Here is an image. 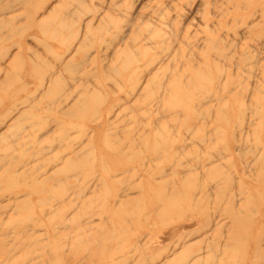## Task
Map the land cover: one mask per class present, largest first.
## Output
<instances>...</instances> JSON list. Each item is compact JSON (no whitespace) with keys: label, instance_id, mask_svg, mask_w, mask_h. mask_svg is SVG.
Here are the masks:
<instances>
[{"label":"rangeland","instance_id":"1","mask_svg":"<svg viewBox=\"0 0 264 264\" xmlns=\"http://www.w3.org/2000/svg\"><path fill=\"white\" fill-rule=\"evenodd\" d=\"M8 1L0 264H264V0ZM149 20L166 40L123 70Z\"/></svg>","mask_w":264,"mask_h":264},{"label":"bare ground","instance_id":"2","mask_svg":"<svg viewBox=\"0 0 264 264\" xmlns=\"http://www.w3.org/2000/svg\"><path fill=\"white\" fill-rule=\"evenodd\" d=\"M29 1H33V0H9L8 1V6L6 8H2L1 11H4V10H8L10 8H12V4L18 2L20 4H26L27 3H30ZM180 5V4H179ZM154 9V8H153ZM32 11L29 10V8H27L26 12L28 15L31 14ZM153 20V19H152ZM152 20H149L150 22H147L145 24V27L146 28H149V35L148 36H140L139 34H133V36L131 38H129L128 40H126L124 42V50L126 51V59L124 60L123 64H122V69L123 70H126L128 71L131 67H132V70H133V73H136L138 69H136L138 66V62H140L141 60H145L147 59V57L149 56L150 54V47L153 45V44H157L159 43L160 41H162V43L164 42V39L162 36L163 32L164 34L166 32H170L169 31H165V28L164 27H167L169 25H167L164 21L158 23L160 25H158V28L155 30L153 27L152 24H154L152 22ZM159 20V19H158ZM160 21V20H159ZM92 21H89V23H87V28L92 30ZM136 23V22H134ZM142 23V22H141ZM157 22H155L156 24ZM137 24V23H136ZM157 25V24H156ZM153 26V27H152ZM218 26H221V23L219 22L218 23ZM138 28V25H136L134 27V29H137ZM151 28H153V30H151ZM156 28V27H155ZM151 30V31H150ZM167 30V29H166ZM178 31V30H177ZM170 34V33H168ZM178 34V33H177ZM166 40V39H165ZM103 42V41H102ZM221 50V49H220ZM221 54H224V53H221ZM117 55L118 52H117ZM176 57V54L172 56V58ZM141 58H144V59H141ZM149 60V59H148ZM153 60H151V63H152ZM162 61V60H161ZM143 62V61H142ZM147 62V61H146ZM141 63V62H140ZM150 63V64H151ZM146 64V63H144ZM137 66V67H136ZM134 68V69H133ZM131 70V72H132ZM115 73L117 74H121V72L119 70H115ZM132 74V73H130ZM200 73H198V75H194L192 77H194V79H196V83L200 84L202 82V84L204 85L205 84H211L212 82L210 81L212 78L210 77V75L207 77V78H204L203 75H201ZM198 80V81H197ZM150 81V80H149ZM204 82V83H203ZM199 86H202L201 84ZM210 86V85H209ZM170 89L172 90V95H176V96H192L194 95L195 91L198 90L199 88L196 86V87H181L179 83H175V84H171L170 86ZM207 89V88H206ZM209 89V87H208ZM207 89V90H208ZM200 90V89H199ZM89 103V100H85V102H83V105L87 106ZM78 104V103H76ZM80 106V104H78L76 107L78 108ZM34 108V107H33ZM71 108L69 110H67L66 112H63L65 115H70L71 114ZM62 117V116H61ZM64 117V116H63ZM144 140V139H143ZM145 141V140H144ZM90 143V142H89ZM147 144V142H146ZM153 151V150H152ZM119 154V153H118ZM117 154V155H118ZM120 155V154H119ZM109 156V155H108ZM116 156V155H115ZM122 156V155H121ZM111 158V157H110ZM88 158H86L85 156H81V152L80 151H76V152H72V155L70 157H68V159H66V163L68 162L69 163H78V164H83V163H87ZM138 159V158H137ZM141 161H143L142 158H140ZM139 159V160H140ZM120 163L122 164V162L120 161ZM200 163V162H199ZM204 166V165H203ZM98 167V166H97ZM100 167V170L102 171L101 173H104V174H110L112 173V171H115L113 169L115 168H110L107 164H105V160H103V162L101 163V165L99 166ZM92 170V169H91ZM90 170V172H91ZM96 170V168H95ZM62 173H65V174H68V176L70 177H77L78 175H80L81 171H77L76 169H73V168H66V171L63 170L61 171ZM98 172V171H96ZM102 179V178H101ZM105 182V180H104ZM104 186L106 185V183H103ZM78 191V190H77ZM83 193V191L80 190L79 193H76V195L78 196V198L81 196V194ZM30 195L33 194V192L29 193ZM91 198L89 199V202L92 203L93 200H91ZM233 200H234V197H229V204H233ZM242 210V209H241ZM239 215V214H238ZM238 215L235 214V218H234V222H236L239 218H238ZM207 216H208V213H207ZM203 218H205L206 216H202ZM205 227V226H204ZM236 232H235V229L232 231V234L230 238H233L235 236ZM11 252H12V248L11 247H4L3 249H1V255H0V258L1 257H7V256H10L11 255ZM199 260H201L200 258H198ZM199 260H195L193 262V264H196ZM11 264V263H10Z\"/></svg>","mask_w":264,"mask_h":264}]
</instances>
